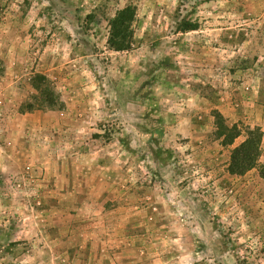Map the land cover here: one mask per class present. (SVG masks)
Returning a JSON list of instances; mask_svg holds the SVG:
<instances>
[{
	"label": "rangeland",
	"instance_id": "374dc122",
	"mask_svg": "<svg viewBox=\"0 0 264 264\" xmlns=\"http://www.w3.org/2000/svg\"><path fill=\"white\" fill-rule=\"evenodd\" d=\"M248 3L0 0V264H264V180L228 173L264 126V4ZM126 7L132 47L115 52ZM215 112L241 131L230 153Z\"/></svg>",
	"mask_w": 264,
	"mask_h": 264
},
{
	"label": "trees",
	"instance_id": "16d2710c",
	"mask_svg": "<svg viewBox=\"0 0 264 264\" xmlns=\"http://www.w3.org/2000/svg\"><path fill=\"white\" fill-rule=\"evenodd\" d=\"M134 10L126 7L109 22L108 46L115 52L129 51L132 47V22ZM198 23L183 20L179 24V32L188 33L198 30ZM32 87L43 96L48 108L61 109L63 104L57 100L55 94L49 89L48 80L43 75H37L32 81ZM33 110V107H30ZM216 136L224 147L233 146L236 139L241 136V131L236 125L228 127L224 119L215 112ZM263 134L259 128L248 129L245 140L234 147L230 153L228 173L233 176H243L258 167L259 175L264 180V165H259L261 156V143Z\"/></svg>",
	"mask_w": 264,
	"mask_h": 264
},
{
	"label": "crops",
	"instance_id": "0c3cea01",
	"mask_svg": "<svg viewBox=\"0 0 264 264\" xmlns=\"http://www.w3.org/2000/svg\"><path fill=\"white\" fill-rule=\"evenodd\" d=\"M253 2H254V4L253 3H251L250 5H248L245 9H247V10H252L253 8H255L257 5H259V8L264 4L263 2H264V0H253ZM249 3H250V0H249ZM248 3V4H249ZM231 29L230 28H226V27H221V28H219V27H199V29L198 30H196V31H193V32H188V33H185V36L186 37H188V36H191L190 34H196L197 36H196V39L198 40V39H201V42H204V41H207L208 40V38H205V37H203L204 35H202V37H200L199 35L200 34H202V33H205V32H209L212 36H214V33H218V35H217V37L215 38V37H212V41H217V43H221V45L220 46H222L223 45V42H227V45H228V43H229V45L232 43V42H234V40L233 41H230V39H232L233 38V36L232 35H228L227 36V39H226V37L225 36H223L222 35V33L223 32H228V31H230ZM189 39V38H188ZM191 39V38H190ZM193 40H195V39H191V41H193ZM190 41V42H191ZM250 42L252 41V39H250L249 40ZM245 43H248V42H244V44ZM193 44H195V43H193ZM193 44L192 43H186V48L188 49V48H194V47H196V45H197V43L195 44V46H193ZM200 48V47H199ZM214 49V48H213ZM203 51H202V58H206V55H208V52L206 51V50H208L207 49V47H203V49H202ZM205 54V55H204ZM195 56H199V54L198 53H195ZM206 60H208V58H206L205 60H203V62L202 63H204V64H208L207 62H206ZM206 66V65H205ZM204 70H202L203 72H204V76L206 77V72H210L209 70H207L206 68H203ZM201 71V72H202ZM189 110L187 109V110H185V112H188ZM183 119V118H182ZM180 123L182 124V126L181 127H184V124H186L187 123V121H186V119L184 118L183 120H180ZM261 126V125H260ZM195 127H199V128H203V127H200V126H193V128H195ZM261 130H262V132H263V134H264V126L262 127L261 126ZM202 137V136H201ZM192 138V137H191ZM193 140L195 141L196 139H192L189 143H192L193 142ZM243 140H241L240 142H242ZM199 143H202V140L201 141H198V144ZM217 145L219 144L218 142H215ZM238 144V143H237ZM264 146V137H263V142H262V147ZM234 147V146H233ZM233 147H228V149H227V151L230 153V150L233 148ZM223 149V148H222Z\"/></svg>",
	"mask_w": 264,
	"mask_h": 264
}]
</instances>
